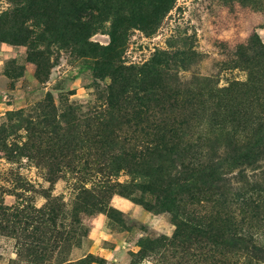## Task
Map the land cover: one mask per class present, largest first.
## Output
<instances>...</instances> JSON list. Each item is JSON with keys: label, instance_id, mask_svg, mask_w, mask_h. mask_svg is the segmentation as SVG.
<instances>
[{"label": "rangeland", "instance_id": "rangeland-1", "mask_svg": "<svg viewBox=\"0 0 264 264\" xmlns=\"http://www.w3.org/2000/svg\"><path fill=\"white\" fill-rule=\"evenodd\" d=\"M249 42L264 0H0V264H264V161L163 196L216 132L182 91L246 82Z\"/></svg>", "mask_w": 264, "mask_h": 264}, {"label": "trees", "instance_id": "trees-1", "mask_svg": "<svg viewBox=\"0 0 264 264\" xmlns=\"http://www.w3.org/2000/svg\"><path fill=\"white\" fill-rule=\"evenodd\" d=\"M83 7L87 2H81ZM243 46L249 53L245 54L243 64L248 71L246 82L233 84L230 88L219 91L217 89H202L201 94L198 91L183 90V94L189 99L201 97V104L206 107H196L198 109L199 119H204L209 129L216 130L211 136L197 138V143L186 145L181 148L178 158L179 179L175 182H169L168 190H163V196H167L171 209L176 208L175 199H170V194L174 186L183 183L190 188L185 194L190 195L195 189L193 181H202L200 174L204 171L218 170L224 164L234 166L239 161L247 166H253L264 161V45L257 47ZM234 94L236 98H234ZM206 95V100L204 99ZM240 95V97H237ZM179 101L184 102L183 96H178ZM190 100L187 102L189 103ZM192 150V154L189 153ZM215 173L208 175L209 183L225 182L227 185L232 183L230 179L219 180L215 178ZM182 175V176H181ZM169 180H172L170 178ZM244 185H250L242 179ZM228 183V184H227ZM203 185L208 184L203 182ZM165 184L162 183V187ZM161 187V188H162ZM165 188V187H163ZM233 189V187H232ZM209 190H212L211 188ZM207 190L196 189L200 194ZM230 193L220 194L227 197ZM163 204V203H161ZM183 204V201H181ZM243 242H245L243 240ZM247 243V242H246ZM244 249L251 255L260 258L261 248L253 243H247Z\"/></svg>", "mask_w": 264, "mask_h": 264}]
</instances>
